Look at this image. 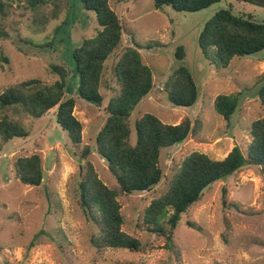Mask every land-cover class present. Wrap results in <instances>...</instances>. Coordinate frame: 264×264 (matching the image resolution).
<instances>
[{
    "label": "rangeland",
    "instance_id": "rangeland-1",
    "mask_svg": "<svg viewBox=\"0 0 264 264\" xmlns=\"http://www.w3.org/2000/svg\"><path fill=\"white\" fill-rule=\"evenodd\" d=\"M111 6L117 9L126 31L105 62L100 88L105 100L98 105L80 96L73 58L74 49L99 32L96 13L87 10L81 0H48L39 8L28 0H0L4 32L0 37V95L9 85L24 80L53 82L58 76L51 74L50 66L64 65L70 71L67 85L76 100L75 115L84 125L83 141L77 146L58 125L54 113L33 121L7 111L28 136L4 142L0 151V264H264V165L245 166L207 189L183 215L169 248L167 235L144 224L146 208L167 190L175 164L195 151L223 159L233 145L247 154L252 122L264 114L257 100L264 78V50L236 56L222 68L214 63V50L206 55L199 40L207 22L220 10L232 9L264 22V5L221 0L196 12L177 11L172 6L156 9L155 0H111ZM134 43L142 46L143 59L153 72L154 89L131 113L133 142L137 140L136 121L146 113L169 124L180 123L186 116L201 120L198 134L163 149L160 165L164 178L157 186L119 197L123 230L141 240L147 247L145 253L96 247L93 237L98 227L83 211L79 190L89 163L110 188L117 186L98 152L96 138L108 117L106 107L120 94L115 64L125 47ZM179 47L186 52L182 62L175 56ZM181 64L191 69L200 90L192 107L173 105L164 90L168 77ZM239 92V108L227 120L215 109V99ZM87 145L92 154L83 158ZM34 153L41 155L45 170L39 186L23 184L15 172L17 159Z\"/></svg>",
    "mask_w": 264,
    "mask_h": 264
},
{
    "label": "trees",
    "instance_id": "trees-1",
    "mask_svg": "<svg viewBox=\"0 0 264 264\" xmlns=\"http://www.w3.org/2000/svg\"><path fill=\"white\" fill-rule=\"evenodd\" d=\"M47 1L28 0V3L39 8ZM219 1L221 0H155V7L161 10L165 6H172L177 11L196 12ZM81 2L87 10L96 13L100 30L97 35L85 39L74 49L79 93L83 99L101 105L105 100L100 93L105 62L122 43L126 28L117 11L112 8L110 0ZM3 35L0 27V37ZM199 44L206 55L210 49L214 50V63L218 67L227 68L236 56H250L264 50V22L239 15L232 9L220 10L205 25ZM141 49L142 46L138 43L126 46L116 62L114 73L120 94L113 96L106 107L108 117L96 138L98 152L107 161L117 180V186L110 188L91 163L86 166V173L79 181L80 205L98 227V234L93 237L95 246L125 248L137 253H145L147 247L138 237L123 230L125 219L119 197L150 191L157 186L164 178L160 165L163 149L182 143L201 130L200 119L193 120L186 116L178 124H169L152 113H146L136 121L137 140L133 142L131 113L154 89L153 72L145 63ZM175 56L182 62L186 58L184 48L179 47ZM2 58L7 61V58ZM50 72L57 75L58 79L53 82L40 78L24 80L9 85L1 93L0 110L4 113L0 114V151L4 142L28 136V132L22 129L19 122L11 119L7 111L33 121L54 113L58 125L70 134L75 145L82 143L84 125L75 115L76 100L70 95L67 85L70 71L64 65H52ZM164 90L175 106L192 107L200 96L191 69L183 64L168 77ZM241 93L218 95L215 109L229 120L239 108ZM257 100L264 109V78L260 82ZM250 129L252 141L247 154L238 145L223 159H215L207 153L195 151L181 164L173 166L167 190L152 199L144 214L146 226L154 232L167 235L168 248L183 215L204 197L207 189L245 166L264 165V114L252 122ZM91 154V146H85L83 158ZM15 172L23 184L41 185L45 176L41 155L34 153L18 158ZM165 224L168 228H165Z\"/></svg>",
    "mask_w": 264,
    "mask_h": 264
},
{
    "label": "water",
    "instance_id": "water-1",
    "mask_svg": "<svg viewBox=\"0 0 264 264\" xmlns=\"http://www.w3.org/2000/svg\"><path fill=\"white\" fill-rule=\"evenodd\" d=\"M258 4L264 5V0H252Z\"/></svg>",
    "mask_w": 264,
    "mask_h": 264
},
{
    "label": "crops",
    "instance_id": "crops-1",
    "mask_svg": "<svg viewBox=\"0 0 264 264\" xmlns=\"http://www.w3.org/2000/svg\"><path fill=\"white\" fill-rule=\"evenodd\" d=\"M122 1V0H121ZM110 4H111V0H110ZM116 11H117V9H115ZM130 45V44H129ZM76 109V108H75ZM176 124H178V123H176ZM235 145H233L232 147H231V150H232V148L234 147ZM231 150H229V152L231 151ZM228 154V153H227Z\"/></svg>",
    "mask_w": 264,
    "mask_h": 264
}]
</instances>
